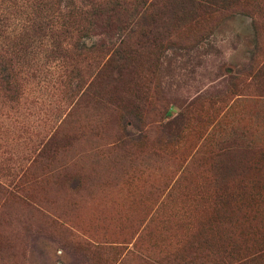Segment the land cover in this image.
Instances as JSON below:
<instances>
[{"label": "rangeland", "instance_id": "374dc122", "mask_svg": "<svg viewBox=\"0 0 264 264\" xmlns=\"http://www.w3.org/2000/svg\"><path fill=\"white\" fill-rule=\"evenodd\" d=\"M29 1L0 0V264H264V0H131L12 75Z\"/></svg>", "mask_w": 264, "mask_h": 264}, {"label": "trees", "instance_id": "16d2710c", "mask_svg": "<svg viewBox=\"0 0 264 264\" xmlns=\"http://www.w3.org/2000/svg\"><path fill=\"white\" fill-rule=\"evenodd\" d=\"M65 1H69L67 6H65ZM29 2H32L37 9H47L48 16L27 25L24 33L19 35L20 38L14 41L11 51H8L11 53L9 64L4 68H7L12 75L28 69L26 59L29 48L37 43H42L43 38L53 36L56 31L60 30L57 25L62 26L61 34L66 38L74 39L70 51L80 55L85 54L90 46L82 38L86 36L83 33L89 25L104 23L105 20L111 18V15L118 9L117 7L131 5V0H30ZM138 2L139 0L136 3ZM47 19H49L48 22ZM70 27L73 28L72 31L78 30L77 36L73 32L71 34ZM118 36L120 34L114 35V37ZM57 46L58 49H53L54 51L52 50L51 53L55 52L67 58L70 52L68 47L60 43ZM70 74H74V69L70 71ZM14 83L18 84L16 81Z\"/></svg>", "mask_w": 264, "mask_h": 264}]
</instances>
